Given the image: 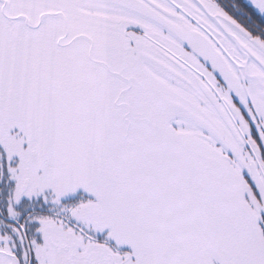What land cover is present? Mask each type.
<instances>
[{
    "label": "snow or ice",
    "instance_id": "6c2138e0",
    "mask_svg": "<svg viewBox=\"0 0 264 264\" xmlns=\"http://www.w3.org/2000/svg\"><path fill=\"white\" fill-rule=\"evenodd\" d=\"M0 264H264V0H0Z\"/></svg>",
    "mask_w": 264,
    "mask_h": 264
}]
</instances>
